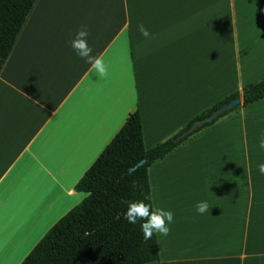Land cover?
Listing matches in <instances>:
<instances>
[{"label":"crops","instance_id":"crops-1","mask_svg":"<svg viewBox=\"0 0 264 264\" xmlns=\"http://www.w3.org/2000/svg\"><path fill=\"white\" fill-rule=\"evenodd\" d=\"M81 25L106 78L70 46ZM263 76L264 0H36L0 70V264L86 197L74 186L129 114L149 150ZM262 138L264 98L148 167L174 222L146 264H264Z\"/></svg>","mask_w":264,"mask_h":264},{"label":"trees","instance_id":"trees-1","mask_svg":"<svg viewBox=\"0 0 264 264\" xmlns=\"http://www.w3.org/2000/svg\"><path fill=\"white\" fill-rule=\"evenodd\" d=\"M36 0H0V70ZM237 96L241 106L177 139L191 124ZM264 98V76L233 91L191 119L171 137L149 150L143 145L140 114H129L111 141L74 186L86 197L62 216L20 264H146L159 258L156 233L144 241L140 223L129 224L121 213L124 200L150 193L147 170L154 162L215 125L220 119ZM141 160L144 163L131 171ZM151 203V201H145ZM152 205V204H151Z\"/></svg>","mask_w":264,"mask_h":264},{"label":"clouds","instance_id":"clouds-1","mask_svg":"<svg viewBox=\"0 0 264 264\" xmlns=\"http://www.w3.org/2000/svg\"><path fill=\"white\" fill-rule=\"evenodd\" d=\"M138 30L146 39L151 36V33L141 23L138 24ZM90 32L86 25H81L77 30L74 38L70 41V46L73 51L90 65L91 69L95 71L99 78H106L108 76V65L105 63L102 55H92L93 49L88 44V37ZM259 147L264 149V138L261 139ZM258 170L261 175H264V163L258 164ZM152 195L150 193L144 194L142 200L129 201L124 200L123 203L127 206L126 210L121 213L124 220L129 224L140 223L143 233L144 241L152 238L153 233H159L162 236H168L170 233L169 224L174 222V213L172 211H165L162 208H153L151 203ZM196 210L199 214L209 211L207 202H198Z\"/></svg>","mask_w":264,"mask_h":264},{"label":"water","instance_id":"water-1","mask_svg":"<svg viewBox=\"0 0 264 264\" xmlns=\"http://www.w3.org/2000/svg\"><path fill=\"white\" fill-rule=\"evenodd\" d=\"M241 103L242 101H241L240 96H237L227 102L222 103L218 108L213 110L209 115L201 119L195 120L191 124V126L186 131H184L177 139L178 140L182 139L188 136L189 134L193 133L197 129L203 127L205 124L212 123L213 121H215L216 119L224 115L225 113L240 107ZM143 163H144V160H141L139 163H137L134 167L131 168V171L135 170L138 166H141Z\"/></svg>","mask_w":264,"mask_h":264}]
</instances>
